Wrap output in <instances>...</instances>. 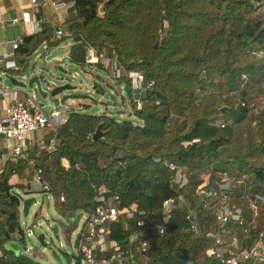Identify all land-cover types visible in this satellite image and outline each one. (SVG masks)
I'll list each match as a JSON object with an SVG mask.
<instances>
[{
	"label": "trees",
	"instance_id": "16d2710c",
	"mask_svg": "<svg viewBox=\"0 0 264 264\" xmlns=\"http://www.w3.org/2000/svg\"><path fill=\"white\" fill-rule=\"evenodd\" d=\"M60 1L70 3L61 26L64 35L54 39L50 26L22 35L13 49L14 66L4 67L9 74L20 76L42 42L70 39L72 64L101 70L100 62L86 60L91 48L114 57L126 73L151 80V93L136 98L141 103L136 108L130 78L113 77L124 83L127 111L135 121L71 110L63 123L43 129L40 144L25 150L24 158L4 161L0 264H27L3 244L22 239L17 209L9 200L12 187L30 191L10 184L9 178L31 168L40 170L48 187L40 191L51 194L63 215L89 214L100 194L106 201L117 195L119 208L135 203L134 215L117 216L106 233L107 243L130 254L132 264H220L205 254L212 244L207 232L220 229L212 202L196 198L193 189L201 175L207 173L212 183L226 171L231 178L228 203L241 207L243 223L227 222L221 235L226 242L235 238L239 247L249 245L264 226V206L255 199L264 194V0ZM31 13L40 17L41 5ZM93 88L99 95L104 92L95 83ZM96 126L104 135L92 139ZM169 163L182 170L183 183L173 181ZM167 198H173V205L162 235L146 224L136 225L139 218L152 225L160 217L154 211ZM189 211L194 213L192 227L185 218ZM61 230L69 243L71 222ZM133 232L136 237L130 240ZM141 240L146 241L142 252Z\"/></svg>",
	"mask_w": 264,
	"mask_h": 264
},
{
	"label": "built area",
	"instance_id": "2783aa9c",
	"mask_svg": "<svg viewBox=\"0 0 264 264\" xmlns=\"http://www.w3.org/2000/svg\"><path fill=\"white\" fill-rule=\"evenodd\" d=\"M54 3L52 2V5ZM32 23L35 30L38 29V23L41 19L32 18L27 11L21 12L19 17L10 19V22ZM64 32L61 26L57 25L53 29V37L59 38ZM17 42L11 43V48L14 49ZM86 60L88 62L98 61L107 68H112V77H118L122 74L126 75L130 80H134L136 87L143 91L150 89L152 81H143L141 74L137 72H125L117 65L116 59L103 57L100 53H96L91 48H87ZM11 56V52L4 53L0 56V64L3 67L14 66L13 60H7ZM8 91L0 87V97L2 98V115L0 117V134L7 139L13 141L11 146V158L23 157L26 150L25 134L28 132H35L44 128H52L60 125L66 119V116L59 109V107H51L47 112L43 110L44 105H39L34 96L25 93L24 99H15L11 102L6 101ZM136 101V108H140V101ZM169 170L173 172V181L176 183H183L185 181L182 170L172 163L168 164ZM32 180L37 186L38 190H47V185L40 180V170L32 168ZM221 178L212 183L207 180L201 181L193 189V195L203 202L211 203L213 209L214 223L218 229L210 230L207 236L211 239L212 244L205 251L206 255H211L220 264H264V226L258 230L252 242L243 247L237 245V241L233 238L230 242H226L222 238L224 231L223 225L227 222H235L242 224V210L240 206L234 203H228L227 193L231 186V179L225 172H221ZM255 199L260 201L264 206V194L255 195ZM62 200V197H59ZM99 202L94 209L85 215V218L76 231L78 232V239L76 243V260L75 264H132L130 254H125L123 251L117 249L116 246H111L107 243L106 233L108 225L115 220L117 216L124 215L126 218H131L136 210V204L131 203L128 206L118 207V197L113 195L109 201H106L102 194L95 198ZM205 204V203H204ZM173 205V198L164 199L161 206L154 213L160 214L159 218H155L152 225L146 223L142 218L135 222L137 226L147 225L148 228L153 229L156 234L162 235L164 232V221L168 210ZM140 213V211H138ZM185 218L190 222V227L195 223L194 213L187 212ZM75 234V233H74ZM136 237L133 232L129 235L132 240ZM72 241V239H71ZM146 248V241L141 240L138 243L139 251H144Z\"/></svg>",
	"mask_w": 264,
	"mask_h": 264
},
{
	"label": "rangeland",
	"instance_id": "374dc122",
	"mask_svg": "<svg viewBox=\"0 0 264 264\" xmlns=\"http://www.w3.org/2000/svg\"><path fill=\"white\" fill-rule=\"evenodd\" d=\"M56 7L57 11H59L65 10V8L68 10L70 6L65 7L63 1H58ZM68 44L69 41L65 40L62 41L61 45L49 47V53L45 57L42 56L45 52L43 47L38 45L35 51L33 50L29 54L27 62V67L32 66L33 73H37L45 79V82L42 84L43 89L46 90V86L50 83L61 85L66 82L73 87L72 89L64 90L58 95V97H61L62 94L65 95V99L60 102L61 108H63L62 112L66 114L69 110H73L72 106H75L74 109L78 111L82 110L81 112L85 111L93 114L104 112L117 120L130 119L131 121H135L129 111H127L129 110V104L124 83H120L112 77V68L109 67L106 70V66L101 64V70L97 68L90 69L88 65L79 66L70 63L65 57ZM54 58L60 60H53ZM14 79L25 81V78L22 76H14ZM94 83L103 89L104 92L102 94L95 93L96 90L93 88ZM2 86L13 87L7 76L3 78ZM30 90L34 95V100L37 103H42L44 105L43 110L47 112L52 107L50 96L47 95L41 98L34 87ZM46 91L48 92L49 90ZM83 104L87 106L83 108ZM43 133L44 130L41 129L33 133L28 132L24 136L25 139H28L31 135L37 134L36 139L41 140ZM228 169L235 170V166H231ZM27 171L28 169L22 171L24 174L23 178H25L24 181L29 178ZM223 172L227 174L226 171ZM207 176V173L201 175V181H208ZM14 188L12 187L10 192L17 193L20 199H32V203L29 205L25 215L22 213L20 205H15L18 226L22 231V239L15 238L14 240L18 246L19 254L29 257L33 251L37 250L38 255L33 258V261L38 264H75L76 249L72 247L71 239L80 228L85 214L80 211L74 213L73 219L70 220L73 231L71 239L67 243L60 227L56 231H52L53 223L51 222V218H58L61 212L55 207L51 194L38 189L24 192L21 189L14 190ZM227 196L229 197V193H227ZM39 234L43 235L46 242V246L44 247L38 242L37 237ZM1 251L0 246V255Z\"/></svg>",
	"mask_w": 264,
	"mask_h": 264
},
{
	"label": "crops",
	"instance_id": "0c3cea01",
	"mask_svg": "<svg viewBox=\"0 0 264 264\" xmlns=\"http://www.w3.org/2000/svg\"><path fill=\"white\" fill-rule=\"evenodd\" d=\"M60 0H0V56L4 53H10L11 56L7 60H13L14 61V54L13 49L11 48V43L14 41H19L22 35L35 33L37 31L43 30L45 27L50 26L52 30L57 26H62L63 21L67 17L68 10L65 8V10H59L57 11V4ZM52 2L54 3L52 5ZM61 2V1H60ZM65 7L70 6V3L64 2ZM35 5H41L42 7V15L39 17L41 21L38 23V29L35 30L33 27V24L30 23H22V22H10L11 18L19 17L21 12L27 11L30 13L32 18H36L32 15L31 12H33V7ZM64 35V34H63ZM62 36V35H61ZM54 38V37H53ZM55 39V38H54ZM58 39V38H56ZM68 40V49L65 52V57L68 59V51L69 47L71 45L70 39H62L57 41V43L53 45H47L45 42H42L40 45L43 47V50L45 51L42 56L45 57L49 53V47L61 45L62 41ZM37 48V47H36ZM35 48V49H36ZM34 49V51H35ZM93 50V49H92ZM87 54V51L85 53V56ZM29 58V57H28ZM53 60H60L58 58H54ZM28 62V60H27ZM70 62V61H69ZM71 63V62H70ZM92 69V67H89ZM107 68V67H106ZM7 76L8 78H14L16 75H10L9 71L3 67V63L0 64V87L2 86L3 78ZM8 91V95L6 98V101H12L15 99H24L25 93L23 91H20L17 87H6L4 86ZM29 94L33 95V93L28 92ZM34 96V95H33ZM94 103V101H93ZM2 105L3 101L0 97V117L2 115ZM61 104H59V109L63 111V108H61ZM65 108V106H63ZM73 110H75V106H72ZM70 111V110H69ZM68 111V112H69ZM78 111V110H77ZM82 111V110H81ZM85 112V111H83ZM65 116L67 113H63ZM37 134L31 135L28 139H26V150H28L33 145H39L40 141L36 139ZM13 145L12 140L4 138L2 135H0V167L3 165L4 161L11 158V146ZM25 156V153L23 154ZM30 169V168H29ZM32 171V168L30 169V172ZM28 173L27 175L29 178L24 181L25 178H23V172L21 173H13L11 174L9 178L10 184H21L22 186H28L29 190L37 189V186L33 183L32 180V172ZM26 175V174H25ZM15 189H21L17 188ZM15 193V192H14ZM17 194V193H16ZM74 236V235H73Z\"/></svg>",
	"mask_w": 264,
	"mask_h": 264
},
{
	"label": "water",
	"instance_id": "95a60500",
	"mask_svg": "<svg viewBox=\"0 0 264 264\" xmlns=\"http://www.w3.org/2000/svg\"><path fill=\"white\" fill-rule=\"evenodd\" d=\"M23 78H25V81H19L15 80L14 78H9L10 84L12 86L17 87L20 91H23L24 93H32L30 90L32 87L36 89L37 94L44 98L47 95L50 96V101L52 103V107H59L60 102L65 99V95L62 94L61 97H58L59 94H61L64 90L72 89L73 87L69 85L68 83H64L61 85H55L53 83H50L48 86H46V90H49L48 92L42 88V84L45 82V79L40 76L37 73H33L32 66H26L25 71L20 75ZM131 87H132V94L133 98L136 99L138 97H142L144 95H147L151 93V90L145 89L143 91H140L135 84V81H131ZM40 106L43 105L42 103H38ZM1 135V134H0ZM104 132L100 131L98 126L95 127L94 131L91 133V138L95 139L99 136H103ZM9 200H12L16 206L21 207L22 213L25 215L27 213V209L29 205L32 203L31 198H24L20 199V197L14 193L11 192L9 194ZM74 213L69 212L66 215H63L62 213L59 214L58 218H51V222L53 223L52 231H56L58 227H62L63 225H66L69 223L71 219H73ZM38 242L44 247L46 246V242L44 241L43 235H38ZM78 239V232H75L73 238H72V247H76ZM4 247L10 251H12L16 256H18L20 259L24 260L27 264H35L33 261V258L36 256V253L33 251L29 257L24 256L22 254H19L18 246L14 242V240H9L5 242Z\"/></svg>",
	"mask_w": 264,
	"mask_h": 264
}]
</instances>
